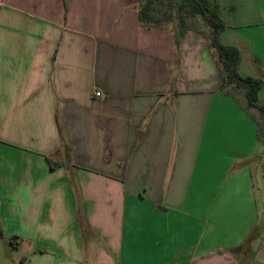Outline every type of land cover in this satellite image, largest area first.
<instances>
[{
	"label": "crops",
	"instance_id": "0c3cea01",
	"mask_svg": "<svg viewBox=\"0 0 264 264\" xmlns=\"http://www.w3.org/2000/svg\"><path fill=\"white\" fill-rule=\"evenodd\" d=\"M206 1L264 105V0ZM138 8L0 0V264H264V146L210 29L177 47Z\"/></svg>",
	"mask_w": 264,
	"mask_h": 264
},
{
	"label": "trees",
	"instance_id": "16d2710c",
	"mask_svg": "<svg viewBox=\"0 0 264 264\" xmlns=\"http://www.w3.org/2000/svg\"><path fill=\"white\" fill-rule=\"evenodd\" d=\"M137 15L139 23L146 28H162L171 25L177 47L188 30L186 20L199 17L210 29L209 46L216 54L217 67L221 76L219 90L234 99L236 98L232 92V87L241 90L244 99L242 107L254 122L256 123V119L251 114V110H255L261 117H264V105L258 102V94L263 82L260 79L243 77L239 74L238 69L241 60L239 50L233 46L223 45L219 41L218 36L225 29V25L218 16L216 5H210L206 0H139ZM175 23L176 26H174ZM256 135L259 142H264L258 132ZM49 163L51 168L60 165L51 160ZM3 235L0 222V237Z\"/></svg>",
	"mask_w": 264,
	"mask_h": 264
},
{
	"label": "rangeland",
	"instance_id": "374dc122",
	"mask_svg": "<svg viewBox=\"0 0 264 264\" xmlns=\"http://www.w3.org/2000/svg\"><path fill=\"white\" fill-rule=\"evenodd\" d=\"M186 24L188 27L192 28V29H196V30H204L206 29L207 27L205 26V24L198 18V17H195V18H188L186 20ZM174 26H176V23L174 24ZM232 92L234 94V96L236 98H239V99H243V94H242V91L241 90H237V89H234L232 87ZM252 112V115L255 117V121H256V126H257V132L261 138V140H264V117H261L255 110H251ZM264 146V142L261 141L259 143V147L260 146ZM264 154V152H263ZM261 162H264V156L263 157H255L253 158L252 162H251V167L254 170H258V167L260 168V164ZM259 172H261L259 170ZM24 252V250L21 248L19 249L17 252H16V255H19V259L21 258L20 255H22V253Z\"/></svg>",
	"mask_w": 264,
	"mask_h": 264
},
{
	"label": "built area",
	"instance_id": "2783aa9c",
	"mask_svg": "<svg viewBox=\"0 0 264 264\" xmlns=\"http://www.w3.org/2000/svg\"><path fill=\"white\" fill-rule=\"evenodd\" d=\"M96 97H99L100 96V93L99 92H95L94 94Z\"/></svg>",
	"mask_w": 264,
	"mask_h": 264
}]
</instances>
